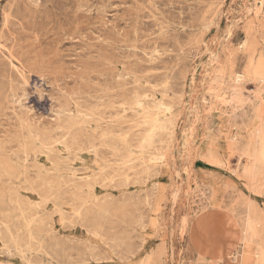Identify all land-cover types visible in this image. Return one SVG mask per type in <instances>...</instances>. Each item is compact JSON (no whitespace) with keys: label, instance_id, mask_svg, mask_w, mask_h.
Instances as JSON below:
<instances>
[{"label":"rangeland","instance_id":"1","mask_svg":"<svg viewBox=\"0 0 264 264\" xmlns=\"http://www.w3.org/2000/svg\"><path fill=\"white\" fill-rule=\"evenodd\" d=\"M0 89V264L264 247V0H0Z\"/></svg>","mask_w":264,"mask_h":264},{"label":"bare ground","instance_id":"2","mask_svg":"<svg viewBox=\"0 0 264 264\" xmlns=\"http://www.w3.org/2000/svg\"><path fill=\"white\" fill-rule=\"evenodd\" d=\"M27 1V0H26ZM85 2V1H84ZM20 3V2H19ZM18 3V4H19ZM62 4V3H61ZM30 7V6H29ZM58 7V6H57ZM81 9V8H80ZM30 10V9H29ZM76 14V13H75ZM64 18V17H63ZM57 24V23H56ZM77 25V24H76ZM54 29V28H53ZM56 29V28H55ZM75 31V30H74ZM78 31V30H77ZM82 32V31H81ZM4 34V33H3ZM15 34V33H14ZM58 34V33H57ZM56 34V35H57ZM2 35V34H1ZM12 35H13V33H12ZM3 36V35H2ZM1 36V37H2ZM19 48V47H18ZM86 49V48H85ZM96 51V50H95ZM84 53V52H83ZM87 53H88V51H87ZM101 54V53H100ZM83 55V54H82ZM88 55V54H87ZM86 57V56H85ZM61 58V57H60ZM5 59V58H4ZM76 59H77V57H76ZM178 59V58H177ZM9 60V59H8ZM6 61V60H5ZM59 61V60H58ZM62 61V60H61ZM4 63V62H3ZM9 63V62H8ZM96 63H97V61H96ZM6 64V63H5ZM66 64H68V63H66ZM75 64V63H74ZM100 65V64H99ZM97 66V65H96ZM74 67V66H73ZM52 68V67H51ZM5 69V68H4ZM68 69H70L69 67H68ZM2 70V69H1ZM15 70V69H14ZM18 70V69H17ZM16 70V71H17ZM5 71V70H4ZM10 71V70H9ZM9 73V72H8ZM8 73H7V76H8ZM39 73V72H38ZM6 74V73H5ZM19 74V73H18ZM67 74V73H66ZM10 75V74H9ZM12 75V74H11ZM20 76H21V73L19 74ZM79 75V74H78ZM98 75V74H97ZM19 76V77H20ZM46 76V75H45ZM63 76V75H62ZM80 76V75H79ZM88 76V75H87ZM96 76V75H95ZM15 77V76H14ZM14 77H13V79H14ZM19 77H17V78H19ZM52 77V76H51ZM89 77V76H88ZM112 77V76H111ZM3 78V77H2ZM42 78V77H41ZM92 78H93V76H92ZM16 79V78H15ZM21 79V78H20ZM83 79V78H82ZM108 79V78H107ZM7 80V79H6ZM25 80H26V78H25ZM65 80V79H64ZM106 80V79H105ZM116 80V79H115ZM3 81V80H2ZM99 81V80H98ZM36 82V81H35ZM37 82H38V80H37ZM116 82V81H115ZM6 83V82H5ZM5 83L3 82V84L5 85ZM18 83V82H17ZM20 83V82H19ZM42 83V82H41ZM74 83V82H73ZM9 84V83H8ZM12 84H13V82H12ZM23 84V83H22ZM24 84H26L27 85V83L26 82H24ZM51 84V83H50ZM104 84V83H103ZM1 85H2V83H1ZM3 85V86H4ZM7 85V84H6ZM17 85V84H16ZM15 85V86H16ZM90 85H92V84H90ZM106 85H108V84H106ZM19 86V85H18ZM112 86V85H111ZM110 86V87H111ZM32 87V86H31ZM34 87V86H33ZM57 87V86H56ZM79 87V86H78ZM107 87V86H106ZM37 88V87H36ZM103 88V87H102ZM8 89V88H7ZM7 89H5V90H7ZM13 89V88H12ZM38 89V88H37ZM42 89V88H41ZM85 89V88H84ZM1 90V89H0ZM33 90H35L36 91V89H33ZM77 90V89H76ZM83 90V89H82ZM88 90V89H87ZM91 90V89H90ZM95 90H97V89H95ZM94 90V91H95ZM99 91H100V89H98ZM1 91H3V90H1ZM19 91V90H18ZM35 91H33V92H35ZM78 91V90H77ZM5 92V91H4ZM32 92V93H33ZM38 92V91H37ZM41 92V91H40ZM43 92V91H42ZM52 92V91H51ZM58 92V91H57ZM92 92V91H91ZM101 92V91H100ZM103 92V91H102ZM110 92V91H109ZM13 93H14V91H13ZM15 93H16V91H15ZM40 94H42V93H40ZM44 94V93H43ZM51 94V93H50ZM55 94V93H54ZM89 94V93H88ZM9 95H11L10 93H9ZM98 95V94H97ZM102 95V94H101ZM13 96V95H12ZM42 96V95H41ZM79 96H80V92H79ZM92 96V95H91ZM95 96V95H94ZM93 96V97H94ZM104 96V95H103ZM111 96V95H110ZM113 96V95H112ZM3 97V96H2ZM74 97V96H73ZM88 97V96H87ZM109 97V96H108ZM19 98V97H18ZM79 98H81V97H79ZM88 98H90V97H88ZM1 99V98H0ZM10 99V98H9ZM16 99V98H15ZM71 99H72V97H71ZM94 99H96L95 97H94ZM101 99H102V97H101ZM100 99V100H101ZM14 100V99H13ZM20 100V99H19ZM24 100H25V98H24ZM65 100H66V98H65ZM87 100V99H86ZM100 100H98V101H100ZM112 100V99H111ZM74 101H75V99H74ZM83 101H85V98H84V100ZM94 101V100H93ZM93 101H92V103H93ZM76 102V101H75ZM90 102V101H89ZM21 103V102H20ZM57 103V102H56ZM59 104V103H58ZM84 104H86V105H90V104H87V103H84ZM12 105V104H11ZM16 105V104H15ZM20 105V104H19ZM22 105V104H21ZM77 105V104H76ZM96 105V104H95ZM17 106V105H16ZM67 106V105H66ZM81 106V105H80ZM28 107V106H27ZM91 107H92V105H91ZM94 107V106H93ZM5 108H7V107H5ZM24 108V107H23ZM94 108H96V107H94ZM70 108L67 106L66 108H65V110H69ZM0 110H1V108H0ZM20 110V109H19ZM25 110V109H24ZM8 111V110H7ZM12 111H13V109H12ZM4 113H5V111H3ZM68 112V111H67ZM78 113V112H77ZM114 113V112H113ZM14 114V113H13ZM65 114V113H64ZM86 115V114H85ZM0 116H2L1 114H0ZM6 116H7V114H6ZM9 116V115H8ZM34 116H35V114H34ZM17 117V116H16ZM85 117H88V116H85ZM65 118H70V115L69 114H66V115H64L62 118H60V120H63V119H65ZM89 118V117H88ZM91 118V117H90ZM115 118V117H114ZM8 119V118H7ZM36 119H38V118H36ZM95 119V118H94ZM93 120V119H92ZM98 120V119H97ZM96 120V121H97ZM20 121V120H19ZM98 122V121H97ZM100 122V121H99ZM155 123V122H154ZM20 124V123H19ZM22 124V123H21ZM109 125V124H108ZM112 124H110V126H111ZM114 125V124H113ZM163 125V124H162ZM172 125V124H171ZM170 125V126H171ZM59 127V126H58ZM112 127V126H111ZM160 127H161V125H160ZM80 128V127H79ZM116 128H118V127H116ZM164 127L162 126V129H163ZM227 128V127H226ZM78 129V128H77ZM81 129V128H80ZM159 129H161V128H159ZM168 129V128H167ZM34 130H36V134H39L41 131H45V130H39V128L38 127H36V126H31V131H34ZM83 130V129H82ZM115 130V129H114ZM154 130V129H153ZM152 130V131H153ZM166 130V129H165ZM254 130V129H253ZM47 132V131H46ZM58 133H60V132H58ZM74 133V132H73ZM149 133H151V131L149 132ZM69 134V133H68ZM253 134V133H252ZM28 135V134H27ZM62 135V134H61ZM74 135V134H73ZM150 135H152V134H150ZM255 135V134H254ZM62 136H64V135H62ZM61 136V137H62ZM45 137V136H44ZM43 137V138H44ZM148 137V136H147ZM151 137V136H150ZM65 138V137H64ZM79 138V137H78ZM77 138V139H78ZM8 139V141H9V139L10 138H7ZM45 139V138H44ZM26 140V139H25ZM76 140V139H75ZM74 140V141H75ZM150 140V139H149ZM78 141V140H77ZM81 142H82V140H80ZM112 141V140H111ZM88 142V141H87ZM94 142V141H93ZM46 143V142H45ZM74 143V142H73ZM22 144V143H21ZM24 144V143H23ZM44 144V143H43ZM96 144V143H95ZM1 145H3L2 144V142H1ZM8 145V144H7ZM86 146V145H85ZM8 147V146H7ZM45 147V146H44ZM49 147V146H48ZM48 147H47V149H48ZM51 147V146H50ZM52 148V147H51ZM50 148V149H51ZM96 148V147H95ZM50 149H48V151L50 150ZM66 149V148H65ZM97 149V148H96ZM21 150V149H20ZM52 151V149L50 150V152ZM42 152V151H41ZM54 152V151H53ZM67 152V151H66ZM248 152V151H247ZM60 153V152H59ZM14 155V154H13ZM45 155V154H44ZM52 155V154H51ZM246 155V154H245ZM260 157H264V146H263V149H262V151H261V153H260V155H259ZM56 157V156H55ZM57 157H59V156H57ZM8 160V159H7ZM258 160H259V158H258ZM24 162V161H23ZM22 162V163H23ZM259 162V161H258ZM13 163V162H12ZM11 162H9V161H3V162H1L0 163V168L2 169V171H5V172H12V168L14 167V164H12ZM18 165V164H17ZM19 166V165H18ZM35 167V166H34ZM54 167V166H53ZM56 168V167H55ZM57 170H59L58 168H56ZM74 169V168H73ZM14 170V169H13ZM44 170V169H43ZM51 170V169H50ZM55 170V169H54ZM68 170V169H67ZM18 171V170H17ZM46 171V170H45ZM76 171V170H75ZM9 172V173H10ZM4 173V172H3ZM13 173H15V172H13ZM17 173V172H16ZM42 174V173H41ZM12 175V174H11ZM20 175V174H19ZM12 177V176H11ZM13 177H16V176H13ZM20 177H21V175H20ZM19 176L17 177V178H20ZM37 177V176H36ZM2 178V177H1ZM38 179H39V177H37ZM49 178V177H48ZM10 179V178H9ZM15 179V178H14ZM1 180V179H0ZM23 180H25V179H23ZM73 180V179H72ZM32 181V180H31ZM41 181V180H40ZM86 182V181H85ZM1 183V182H0ZM42 183V182H41ZM25 184V183H24ZM27 184V183H26ZM35 184V183H34ZM38 184V183H37ZM252 217V216H251ZM5 227V226H4ZM259 229V228H258ZM243 230H244V235H243V244H244V246H245V248L246 249H254L255 250V254H256V258H254L253 259V262H252V264H264V247H263V244H261V241H259V238H258V235H257V233L254 231V228L252 227V224L251 223H247L246 224V226H245V228H243ZM7 231V230H6ZM9 231V230H8ZM263 232H264V230H263ZM263 235H264V233H262ZM263 237V236H262ZM261 238V237H260ZM264 238V237H263ZM244 248V247H243ZM8 251V250H7ZM245 256H246V258H249V259H251L250 257H249V255H247V254H245Z\"/></svg>","mask_w":264,"mask_h":264}]
</instances>
